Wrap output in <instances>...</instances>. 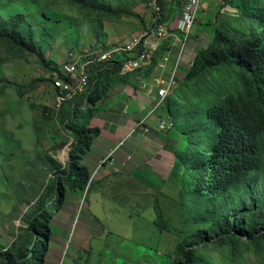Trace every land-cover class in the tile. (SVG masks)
Here are the masks:
<instances>
[{"label": "rangeland", "instance_id": "rangeland-1", "mask_svg": "<svg viewBox=\"0 0 264 264\" xmlns=\"http://www.w3.org/2000/svg\"><path fill=\"white\" fill-rule=\"evenodd\" d=\"M90 1L126 15L121 20H110L60 0H23L2 11L3 16L8 18L28 16L37 34L42 61L34 55L13 54L0 44L3 61L0 70V256L14 247L19 249L31 242L30 236L25 233L26 228L48 201L55 197V185L61 182L60 177L74 158L73 137L63 128L59 111L53 110V81L61 77L60 70L68 56L74 54L81 61L100 59L120 49L133 36L146 32L150 25V19L147 18L150 15L147 11L148 0ZM233 1L237 3L239 0ZM256 1L258 8L264 10V0ZM210 13L212 16L209 23L212 26L207 27L206 20ZM218 13L219 17L216 18ZM234 14H238L237 11L224 6L221 0H201L198 20L192 29L187 49L191 44L193 48L190 52L196 54L208 47L213 39L215 23L230 19ZM185 64L184 60L181 70L186 69ZM184 73L180 74L177 88L168 98L171 101L164 103L154 114L163 116L158 128L167 137L169 145L167 149L159 148L164 154L159 153L162 155L158 158L160 171L156 169L154 161H148L147 172H152L154 177L143 182H148L147 185L152 188V196L148 190L146 200L144 183H141L136 172L130 171L131 177L137 180H127L122 174L123 168L127 170L126 164L131 161L126 159L129 155L120 158L113 169H109L107 164L102 165L97 173L100 169L97 164L96 167H87V158L90 156L87 154L88 157L82 158L80 163L88 168L90 181L87 187L77 194L66 193L61 209L53 216L50 224L52 234L49 247L53 249L59 246L62 253L58 264H173L176 243L192 228L191 224L181 219L178 197L181 166L176 152L183 147L184 138L180 132L186 118L185 105L175 94L184 81ZM105 99L96 105L100 111L106 108ZM83 100L85 98L77 99L82 103ZM118 108L121 109L120 106ZM119 109L116 112L121 114ZM119 118L97 115L90 126L98 128L100 134L102 131L108 133L120 123ZM143 131L148 133L147 128ZM125 141L119 138L117 148H128L129 141ZM94 144L90 148L92 153ZM50 159L59 167L51 165ZM155 170L159 176V172L163 171L166 179L157 176ZM103 174L109 178L98 181ZM106 191H109V198L102 196ZM122 194H127V198H123L124 209L115 212V201L120 200ZM111 198L113 202L106 205ZM152 199L158 200L164 222L171 226L172 231L161 230L154 224L156 215L149 207ZM99 202L104 204L102 212L98 209ZM141 204L144 206L141 207ZM141 208L146 210L141 211ZM97 212L103 234L101 237L99 235L100 239L91 238V245L88 242L83 249L80 248V260L72 262V248L81 231L80 224L84 218L96 215ZM68 223L70 228H67ZM57 228L59 232L65 233L64 243L68 230H71V247H67L65 252V244L59 245L61 235L55 232ZM90 247L93 252H90ZM98 248L100 255L97 256ZM55 255L54 259H49L45 264H54L57 261ZM245 264H264V257L250 254Z\"/></svg>", "mask_w": 264, "mask_h": 264}, {"label": "trees", "instance_id": "trees-1", "mask_svg": "<svg viewBox=\"0 0 264 264\" xmlns=\"http://www.w3.org/2000/svg\"><path fill=\"white\" fill-rule=\"evenodd\" d=\"M19 1L23 0H0V44L19 56H38L41 62L40 44L28 16L8 18L2 14ZM60 1L110 20L126 15L90 0ZM160 1L166 20L179 17L183 0ZM221 1L238 14L215 23L212 42L197 51L175 94L185 105L186 118L180 132L183 147L176 152L181 166L180 216L192 228L176 243L173 264H245L250 254L264 257V10L256 0ZM112 63H97L87 69V93L58 109L54 102L53 110L59 111L63 128L73 137L74 158L55 185V197L26 228L31 242L2 253L0 264L46 263L53 216L61 209L66 193L83 192L90 180L87 168L80 163L100 134L98 128L90 127L96 105L107 94L111 81L127 78L119 76L117 55ZM2 67L0 56V70ZM78 98L85 100L78 102ZM50 164L59 167L51 159ZM154 212V224L172 231L164 222L158 200Z\"/></svg>", "mask_w": 264, "mask_h": 264}, {"label": "crops", "instance_id": "crops-1", "mask_svg": "<svg viewBox=\"0 0 264 264\" xmlns=\"http://www.w3.org/2000/svg\"><path fill=\"white\" fill-rule=\"evenodd\" d=\"M208 16L209 17L206 20L207 23L210 22V17L212 16L211 13L208 14ZM150 17H151V15H147L148 20L150 19ZM176 18L175 19L171 18V19H169V21L168 20L167 21L171 24H173V23L175 24ZM199 23H200V25H202L201 22H199ZM189 46L190 47L188 48L189 51L187 49V54L191 55L193 53L190 51L192 50L193 46L191 44ZM193 55L195 56V54H193ZM174 56H175V54H173L171 56V58H173ZM188 60H189L188 58L185 59L186 64L184 67L186 69L181 70V68H183V67H181L179 70V76L182 72H184V71H185V73L187 72ZM172 62L173 61H171V63H169L170 66L168 68L172 67ZM158 64H159V61L157 60L155 67H157ZM178 78H180V77H178ZM151 83H152V79L149 77V73L146 76L143 73H137L135 75H131L130 77H127L125 80H116L115 79V80L111 81V86L109 87L107 94L105 95V97H106V99H105L106 100V102H105L106 108L104 111H100L99 108L97 107L96 112L94 114V117L92 119L94 120L95 116H97V115L102 116V115L106 114V116L107 115L111 116V117L114 116L115 118L120 117L119 119L121 121H120V123H117L118 125L116 124L117 127L113 131H109L108 133L106 131L101 132L100 136L95 139V140H97V142H95V144L93 143L95 145L94 149H93V153H92V150H90L88 153L90 156H89V158H87V163H88L87 167L92 168L96 164L98 167L100 162L102 160H105V158L108 157V155L111 151L115 150V152H114L115 155L113 154L112 164H110L109 162L105 163L110 167L109 169H113L114 167H116L117 162H118V160H120V158L124 159V157L126 155L127 156L129 155L130 159L128 161H130V160L131 161L126 164L127 170L124 169L125 167L123 168L122 171L124 173H122V174L126 176L127 180H137V179L131 177L130 171L133 170L134 172H136L138 174L140 180L142 181L141 183H144L143 189H144V193L146 194V196H145L146 200H147L148 190L151 193L150 197L152 196V188L147 185L148 182H143V181L150 180L151 177L153 176L152 172H150L149 174L147 172L148 171V161L149 160L154 161L155 162L154 165H155L156 169L158 171H160L158 169V166L160 163L158 158H159V156H162L164 154H163L162 150L159 148L167 149L168 145H169L167 143V141H168L167 137H165V135L158 128V123L160 120H163V116H160L159 114L154 115L156 113L155 112L156 110L153 113L149 114V111L153 108L154 103H155L154 90L151 89ZM119 99H122V100L120 101ZM119 106L121 107V109L118 108ZM117 109L121 110L120 111L121 114L116 112ZM158 111H159V109H158ZM92 119H91V121H92ZM141 122H142V124H141ZM108 123H110V122L108 121ZM91 124H92V122H90V125ZM144 128L148 129L147 134L144 133V131H143ZM119 138L126 139L125 142L129 141V145H128L129 147L127 146L128 148H123V146H121L122 147L121 149H120V147L117 148V146H118L117 142H118ZM93 144H92V146H93ZM159 153H162V155H159ZM101 157H104V158L100 159ZM131 157H133V158H131ZM105 164H103V165L105 166ZM137 166H139V167H137ZM100 170H101V168L97 171V173ZM154 172H156L155 174L157 176H159V174L156 170ZM108 173H109V171H108ZM159 173L161 174V176H159V177L162 180H165L166 176H164L163 171L159 172ZM106 175L107 174L101 175L100 179H98V181L107 180V178H109V177ZM111 176H112V174H111ZM102 196L109 198L110 197L109 191H106ZM123 198H127V194L120 195V198H119L120 200L115 201V205H117V209L115 210V212H119V210L124 209L125 200ZM110 202H113L112 198L110 201H107L106 205H110L109 204ZM99 203H100V207L98 209L102 212L104 204L101 202H99ZM146 203H147V201L145 202V205H146ZM154 203H155V200L152 199L151 206H149L151 212L154 210ZM135 205L139 206L138 204H135ZM143 206L144 205L141 204V207H143ZM140 210L144 211V210H146V208H141ZM95 214L96 215H90L87 218H84L80 224L81 231L78 235V239L75 241V246L72 248V259H71L72 262L76 261L78 259L80 260V258H79L80 248L83 249L84 245H87L88 242L91 245V242H92L91 238L100 239L101 235L103 234L102 226H101L100 220H99V217H100L99 213L97 212ZM75 222H76V219L74 221V224H75ZM67 228H70L69 223L67 224ZM56 230L57 231H55V232H57L59 235H61V238H59L61 243L59 242V245L63 246V244H65L63 247V251L65 252L67 247L68 248L71 247L70 246V242L72 241V240H70L71 230L70 231L68 230V232H67L68 237H67L65 243H64V238H63L65 233L59 232L58 228ZM99 235H100V237H99ZM73 237H74V235H73ZM65 238H66V236H65ZM54 247H53V249L52 248L50 249V252H49V255H48L46 261H48L49 259H54L53 258L54 254H56L55 259L57 258V261H55L54 264H58V258L61 257L62 253H61V249H59V246L57 248H54ZM96 247H98V245ZM99 251H100V249L98 248L97 249V256L100 255L98 253ZM90 252H93V248H91Z\"/></svg>", "mask_w": 264, "mask_h": 264}, {"label": "built area", "instance_id": "built-area-1", "mask_svg": "<svg viewBox=\"0 0 264 264\" xmlns=\"http://www.w3.org/2000/svg\"><path fill=\"white\" fill-rule=\"evenodd\" d=\"M200 4L201 0H183L180 15L173 25L166 20L161 1L148 0L147 11L151 17L146 32L133 36L120 49L105 54L100 59L81 61L80 57L70 54L60 70L61 77H56L53 81L55 109L75 96L87 93L90 89L87 69L97 63H112L116 55L121 63L120 77L149 72L152 79L151 89L155 96V103L149 114L160 108L177 88L181 63L188 58V70L193 65L194 55L187 54V46L198 20ZM163 46H166L164 53L157 57ZM173 54L175 56L171 58ZM155 60L159 61L157 67ZM171 61L172 67L168 68ZM114 152L115 150L111 151L98 168L106 162L112 164ZM126 159L129 160L130 156Z\"/></svg>", "mask_w": 264, "mask_h": 264}]
</instances>
